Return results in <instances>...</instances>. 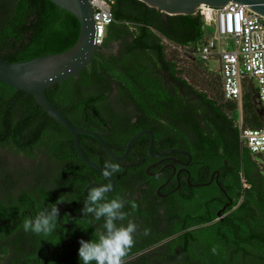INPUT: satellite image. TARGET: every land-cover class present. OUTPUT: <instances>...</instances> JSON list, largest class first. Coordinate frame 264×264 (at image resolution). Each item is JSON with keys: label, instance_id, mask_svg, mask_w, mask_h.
<instances>
[{"label": "trees", "instance_id": "obj_1", "mask_svg": "<svg viewBox=\"0 0 264 264\" xmlns=\"http://www.w3.org/2000/svg\"><path fill=\"white\" fill-rule=\"evenodd\" d=\"M111 11L113 20L92 60L48 88L49 100L74 126L96 132L117 155L133 134L149 129L154 150L178 146L191 154L196 167L190 168L191 182H205L214 169L220 171L219 185L186 184L183 191H171L175 183H170L160 190L167 195L159 198L155 190L164 179L148 176L145 162L137 161L147 155L148 135L136 138L118 161L94 137L79 134L88 159L102 168L107 161L120 165L106 199L122 198L127 215L118 223L137 225L122 264H264V164L239 137L241 127L264 125L255 83L242 84L240 124L238 103L223 99L218 71L212 76L202 66L207 61L194 54L205 41L197 15L165 14L140 0H113ZM79 32V21L50 0H0V56L6 61L65 51ZM181 50L195 59L191 66L178 65ZM183 72H202L204 89L189 83ZM90 182L108 185L79 157L70 131L31 94L0 81L2 251L8 245L18 253H36L43 244L54 251L53 241L66 228L57 223L53 233L36 235L23 230L25 220L62 200L77 211ZM136 192L146 198L142 205L132 199ZM228 197L231 204L219 219L216 212ZM60 222L69 224L72 244L55 250L52 264H79V240L94 238L101 225L64 208Z\"/></svg>", "mask_w": 264, "mask_h": 264}, {"label": "water", "instance_id": "obj_2", "mask_svg": "<svg viewBox=\"0 0 264 264\" xmlns=\"http://www.w3.org/2000/svg\"><path fill=\"white\" fill-rule=\"evenodd\" d=\"M55 5L70 12L80 24V32L76 42L67 50L46 54L35 57L30 60L21 62L6 61L0 56V81L11 86L15 90L23 91L31 94L37 104L57 123L67 128L74 141V145L79 157L92 169L100 173L110 186L109 192H112L115 186L112 176L105 177L103 168L95 162L88 159L81 149L79 143V134H87L94 137L101 145L103 151L114 160H123L136 138L146 134L149 136L148 153L151 157L164 155L168 152H178L184 154L188 160L185 163L188 165L191 155L188 151L181 149H169L160 154H155L152 150L153 133L149 129H143L133 134L125 144L122 154L117 155L113 153L105 144L103 139L94 131L79 128L74 126L67 117L49 100L46 95V90L56 83L62 82L72 76L77 75L83 68H85L92 60L98 45L94 42V19L93 8L89 0H50ZM149 6L155 7L161 12L169 15L174 14H195L196 8L199 4L204 3L212 6H221L228 1H234L244 7H247L264 16V0H140ZM147 167V173H148ZM188 173L187 171H185ZM150 174V173H148ZM97 182L88 183L83 192V198L80 207L74 211L68 201L62 200L57 203L58 217L57 222L68 228L67 223L60 222V213L64 208L71 216L78 217L83 213L85 199L87 192L91 187L99 185ZM208 183H199L196 185L205 186ZM158 187V194L159 189ZM174 191V189L172 190ZM108 192V193H109ZM224 207L216 212L217 218L221 219V213ZM63 244V242H62Z\"/></svg>", "mask_w": 264, "mask_h": 264}, {"label": "built area", "instance_id": "obj_3", "mask_svg": "<svg viewBox=\"0 0 264 264\" xmlns=\"http://www.w3.org/2000/svg\"><path fill=\"white\" fill-rule=\"evenodd\" d=\"M89 2L93 8L94 42L99 46L113 20V0ZM194 15L199 17L203 26L213 29L210 35H205V41L194 54L204 61H218L223 99L236 101L241 108L242 84L251 79L264 111V16L234 1L221 6L201 3ZM239 137L264 164V125L260 128L241 127Z\"/></svg>", "mask_w": 264, "mask_h": 264}, {"label": "clouds", "instance_id": "obj_4", "mask_svg": "<svg viewBox=\"0 0 264 264\" xmlns=\"http://www.w3.org/2000/svg\"><path fill=\"white\" fill-rule=\"evenodd\" d=\"M120 170L119 164L110 161L105 162L103 166L105 177L119 173ZM109 190V185L99 184L87 192L83 215L89 218L90 225L101 220L103 223L102 231L96 233L94 238L79 240V264H122L123 258L134 244L137 225L132 221L126 224L118 223L126 218L127 213L123 211L125 202L119 197L106 199ZM57 203L43 208L38 215L25 220L23 230L44 236L53 233L59 215Z\"/></svg>", "mask_w": 264, "mask_h": 264}, {"label": "flooded vegetation", "instance_id": "obj_5", "mask_svg": "<svg viewBox=\"0 0 264 264\" xmlns=\"http://www.w3.org/2000/svg\"><path fill=\"white\" fill-rule=\"evenodd\" d=\"M154 141H153V145H152V150L155 154H160L163 151L169 150V149H181L184 151H187L185 148H181L178 146H171V147H166V148H162V149H156L154 150ZM146 154L147 155H143L140 158H137L138 162H145V167H144V172L148 175V176H153L156 177L157 175L161 176L164 180L162 182H160L159 184H157V188L155 190V193L157 194V196L159 198H163L167 195L166 191H160L163 187H165L167 184L170 185V183H175V188H173L174 190H180L183 191V187L186 186V184H188L189 186H197L195 183L191 182L190 176H191V170L190 168H196L193 166V158L191 156L190 161L188 163V165H186L185 163L187 162L188 158L182 154V153H178V152H168L164 155L161 156H157V157H151L148 153V144L146 145ZM191 155V154H190ZM223 162H225L223 160ZM147 167L148 169V174L147 173ZM153 169H157V170H153ZM199 170L204 171L205 168L204 167H199ZM185 171H187L188 173H186ZM202 175L201 173L199 174V176ZM219 176H220V171L218 169H214L212 172H210L209 176L207 177V180H205V182H200V183H208L207 186H212V184H216L219 185ZM199 184V183H197ZM140 186V185H139ZM160 187L159 189V193L161 195L158 194V187ZM206 186V185H205ZM172 189V190H173ZM171 190V191H172ZM226 197V196H225ZM148 198H152V196H148ZM135 202H141L140 205H142L143 201L144 203L146 202V198L141 196L139 192L135 193L134 198H132ZM232 199L230 197H228V199L224 202L223 206L221 208H225L228 205L231 204ZM220 208V209H221ZM63 209L60 213V219H61V215H62ZM58 223V222H57ZM62 223H66V222H62ZM103 221H99L96 222V225H102ZM59 224V223H58ZM68 224V223H67ZM69 225V224H68ZM63 227V226H61ZM11 228H13L11 226ZM66 228V227H64ZM69 226L68 228L65 229L64 233L62 234V237H59V235L56 237V239L53 241L54 243V251H49L50 250V246L48 244H43L41 247L39 246L37 248V252L33 253V252H16V249H14L11 246H6V252H3V243L6 244L5 242H3V239L0 237V264H52L53 262H55V254L53 252H55V250H60V251H64V248L67 244H72V241L70 240L67 232H68ZM9 240H12V238H8ZM58 241V242H57ZM71 241V242H70ZM63 242V244H62ZM59 243V244H57ZM60 246H62V248H60ZM25 249V248H23ZM49 254V256L47 255Z\"/></svg>", "mask_w": 264, "mask_h": 264}, {"label": "rangeland", "instance_id": "obj_6", "mask_svg": "<svg viewBox=\"0 0 264 264\" xmlns=\"http://www.w3.org/2000/svg\"><path fill=\"white\" fill-rule=\"evenodd\" d=\"M204 27V34L205 35H210L213 32V29H211L208 26H203ZM177 58L180 59L178 61L179 66L183 65H188L191 66L192 62L195 61L192 57L186 56L183 50L177 51ZM203 68H205L212 76H217V69H218V61L214 59H210L207 61V64L202 63ZM199 75H194V74H186L183 72V76L187 79L189 83L194 85L198 89H204V79L202 72L198 73ZM237 115H238V121L242 120V109L238 107L237 110Z\"/></svg>", "mask_w": 264, "mask_h": 264}]
</instances>
